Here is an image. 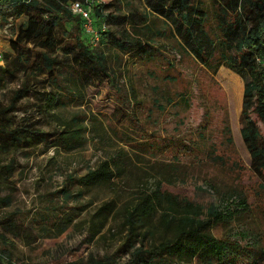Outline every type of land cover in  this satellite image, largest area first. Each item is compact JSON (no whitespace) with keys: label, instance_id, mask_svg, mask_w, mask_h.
<instances>
[{"label":"trees","instance_id":"obj_1","mask_svg":"<svg viewBox=\"0 0 264 264\" xmlns=\"http://www.w3.org/2000/svg\"><path fill=\"white\" fill-rule=\"evenodd\" d=\"M72 1L84 0H0L1 27L18 22L16 32L8 38L11 52L0 54V89L7 81H20L9 91L6 101L0 100V155H8L12 150H31L40 144L77 148L80 142L77 132L50 133L25 124L24 117L18 119L17 113L26 112L23 100L41 95V108L57 116L53 111L58 108L61 95L68 92L76 95L80 91L72 84L95 91L114 80L115 72L107 53L90 45L80 16L67 8ZM208 1L216 37L208 30L210 11L205 0H143L145 7L165 23L181 52L214 75L224 67L243 80L240 132L250 156V168L264 183V133L260 127V124L264 127V0ZM113 6L94 5V22L122 20L130 28L119 34L105 32L100 44H109L122 56L152 58L158 51L144 39L142 28H147L146 19L138 12L132 22L106 13ZM71 22L76 24L68 29ZM60 44L63 57L57 55ZM169 65L174 67V63ZM64 71L73 75L72 84L62 82ZM167 79L174 81L173 77ZM43 81H50L49 91L47 87L39 90ZM113 117L119 125L134 122L127 106L115 107ZM63 125L69 127L67 122ZM16 166L15 160L6 166L0 164V178L12 177ZM179 168L171 165L156 177L134 166L129 175L134 190L129 197H123L124 190L115 181L116 173L124 171L115 161L102 160L84 175L69 174L67 185L59 191L65 200L61 210L55 217L45 218L46 226L41 227L44 232L40 236L37 233L33 242L57 238L68 229L95 238L93 250L86 258L58 264H257L254 261L262 247L260 238L254 237L256 234L243 233V239H233L214 233L217 225L232 220L237 211L249 209L244 194L233 186L204 178L201 187L211 190L215 198L206 204L193 202L187 196L164 189V185L199 181L189 170ZM83 199L85 205L81 204ZM228 201L236 204L235 213L230 208L222 210L223 203ZM11 202L8 196L0 199L4 207ZM71 203L73 211L67 208ZM85 209L87 213L81 216ZM0 227L4 231L0 235V264H21L13 259L9 248L13 241L7 235L29 241L32 234L24 229L21 217L11 213L0 216ZM105 246L109 250L103 251Z\"/></svg>","mask_w":264,"mask_h":264},{"label":"rangeland","instance_id":"obj_2","mask_svg":"<svg viewBox=\"0 0 264 264\" xmlns=\"http://www.w3.org/2000/svg\"><path fill=\"white\" fill-rule=\"evenodd\" d=\"M99 4H113L106 13L129 18L131 22L136 12L141 13L147 26L142 28L144 39L158 52L145 59L134 54L122 56L109 44L104 46L90 39L94 49L107 53L115 72L114 80L90 91L88 87L72 84L73 75L64 71L62 82L71 83L80 91L76 95L70 92L61 95L59 106L53 111L58 113L55 117L41 108V95L23 100L26 112L17 113L18 119L24 117L25 124L50 133L72 130L78 133L80 142L73 150L40 144L31 150H12L8 155H0L1 165L6 166L12 160L17 164L12 177L0 178V199L8 196L12 201L7 207L0 204V216L6 213L19 215L24 229L32 234L29 241L15 240L7 235L13 241L9 247L13 259L21 264H58L88 256L95 244V238L90 234L79 235L68 229L57 238L33 241L37 233L40 236L44 232L41 227L46 226L45 218L55 217L61 210L65 200L59 191L67 185V176L84 175L89 167L108 160L124 168L115 178L124 190L123 197H129L130 191L134 190L129 181L134 166L156 177L171 165L180 167L181 171L189 170L199 181L164 185V189L187 196L193 202L206 204L215 198L211 190L201 187L204 178L239 189L246 197L249 209L235 213L236 204L224 202L222 210L232 209L235 217L217 225L214 233L217 237L233 239H243V233L256 234L254 237L260 238L262 249L254 262L263 264L264 183L250 168V156L240 132L243 80L224 67L214 75L181 52L165 23L145 7L143 0H95V5ZM205 4L210 11L208 30L216 37L212 7L208 0ZM17 23L3 28L0 21V54L11 52L8 38L16 32ZM75 24L68 23L67 28ZM93 26L99 37L107 31L119 34L130 28L122 20H95ZM159 33H163L162 36ZM61 45L57 55L63 57ZM172 63L174 67L169 65ZM168 76L174 81L166 80ZM19 83V79L7 81L0 89V100L6 101L9 91ZM50 86V81H43L38 88L44 91L43 87H47L46 91H49ZM118 106L128 107L133 113V123L119 125L116 122L113 112ZM64 122L69 123V127L64 126ZM260 127L264 133V127L261 124ZM84 201L82 205H85ZM73 206L71 203L67 208L72 210ZM86 213L85 209L80 215ZM3 232L0 227V235ZM108 248L105 246L102 250Z\"/></svg>","mask_w":264,"mask_h":264},{"label":"built area","instance_id":"obj_3","mask_svg":"<svg viewBox=\"0 0 264 264\" xmlns=\"http://www.w3.org/2000/svg\"><path fill=\"white\" fill-rule=\"evenodd\" d=\"M95 0L72 1L67 5V8L75 15L81 18V27L83 33L90 39L99 42V33L94 29L93 23V6Z\"/></svg>","mask_w":264,"mask_h":264}]
</instances>
